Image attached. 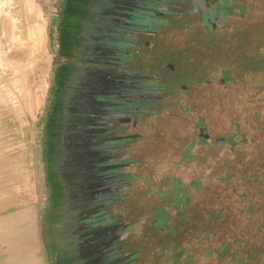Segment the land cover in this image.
<instances>
[{
	"label": "rangeland",
	"instance_id": "374dc122",
	"mask_svg": "<svg viewBox=\"0 0 264 264\" xmlns=\"http://www.w3.org/2000/svg\"><path fill=\"white\" fill-rule=\"evenodd\" d=\"M218 15L223 24L213 29ZM154 29L167 37L149 57ZM123 34L128 44L101 50L107 58L98 61L133 52V70L175 75L167 94L137 90L116 67L111 76L88 69L95 62L86 54ZM262 56L264 0H0V204L30 217L41 238L52 216H75L78 170L86 207L80 226L57 230L66 252H110L112 264H208L217 254L221 264H264V176L254 178L264 175ZM120 105L133 111H111ZM147 112L153 121L141 139L119 126ZM111 153L137 158L125 192L120 171L130 164ZM167 155L201 160L184 171L158 161ZM173 174L190 181L187 192ZM103 203L112 221L98 212Z\"/></svg>",
	"mask_w": 264,
	"mask_h": 264
},
{
	"label": "crops",
	"instance_id": "0c3cea01",
	"mask_svg": "<svg viewBox=\"0 0 264 264\" xmlns=\"http://www.w3.org/2000/svg\"><path fill=\"white\" fill-rule=\"evenodd\" d=\"M144 31H146V29ZM135 33H137V32H135ZM132 37L134 39V42L138 41L137 40L138 39L137 34L134 36L132 35ZM128 41L129 40L127 39L125 34H123L122 37H118L114 41L109 40L108 44H106L103 47H99V48H101L100 51L87 53L86 55L90 56L91 59L94 57L93 61L95 62L88 69L95 67L94 72H96V73L98 72L99 74H104L103 72L98 70L100 65L113 64V65H115V67L119 68L120 66H122V64H124L123 66L125 67V65H126L125 63L126 62L130 63V61H131V64L133 65V62L135 61L132 58V56H134L133 52L130 54L129 58H122L121 61L120 60L113 61V62H119V63H110V62H108L109 59H107L108 61H98L101 58H107L106 56H103L99 53V52H102L101 50H106L107 48H111V49H115L118 47L121 48L120 46H125V44H128L127 43ZM133 46H134V43H133ZM68 47L71 49V47L69 45H68ZM133 51H134V49H133ZM69 53H70V54H68V55H70L69 57L74 56V57H76L77 60L80 59V57H81L80 55L79 56L75 55L74 52H69ZM123 55H124V51H123ZM123 55H122V57H123ZM140 57L141 56H138L139 59H140ZM147 57L148 56H143V58H144L143 62L145 64H147V61H148ZM74 65H75V67H73L74 69L72 68L73 73L75 71H77L79 69V67H82L84 70L85 66L84 67L78 66V64H74ZM129 66H130V64H129ZM124 67H120L118 69L119 77L118 76L117 77L119 80H123L124 83H126L125 80L127 79L126 78L127 75H129L131 81L136 80V79H140V77H138L137 75H134L135 76V79H134V76L131 72L141 74L143 72L142 69L141 70L139 69V71H137V70H131V67H129V69H128L129 71H126V68H124ZM132 69H134V68L132 67ZM128 72L130 74H128ZM65 77H64V79H65ZM64 79H63V82H64ZM131 81L129 82V84L133 83V81L132 82ZM63 82L61 83V89L60 90H64V83ZM67 89H69V88H67ZM137 90H140V88H138ZM138 106H139V104H138ZM119 110H122L124 114L127 111L128 112L133 111L132 106H130L129 108H126V106L122 107L121 105L117 106L116 108L112 109L111 111L116 112ZM103 119H105V117H103ZM121 121H123V123L121 125L123 126V128H125V125L128 121L126 120V118H124ZM144 123H147V120ZM140 131H142V128L140 129ZM123 134H126V133H123ZM110 160L114 162V159L112 157L110 158ZM122 160L124 161L122 163L123 165H125L126 162H129L128 157H126V158L123 157ZM125 168L126 167L124 166V169L122 171H120V173H122V175L124 177V183H122L123 186H121L122 187L121 189L124 190V192H125V190H127L126 188L130 184V180H127L126 176L128 175V172H130V170H131V164L128 166L127 171H125L126 170ZM72 178L74 180L73 184L75 185V188H76L75 194L78 196L76 198V200L74 201L75 202L74 208L76 210L75 216H72L70 218H68L66 216H65V218L61 217L62 221L60 223H57L55 221L54 217H56V216H52L46 225L45 233H47V234L43 233L42 229H41V234H42L41 238L38 236H37L38 238L36 237L35 226H33L30 217L27 216L28 219H26L24 213L20 214L18 207L16 208L18 210L10 209V210L5 211V208H6L5 204L4 203L0 204V264H112V262L110 261V252H95V253L94 252H83V254L81 256H78V254L76 252H66L65 251L63 243L66 240L64 241V239L62 240L60 238L59 234L57 233V230L59 228H62L64 226H68L70 224L71 225L73 224L74 227L80 226L82 221H83V218H82V216L80 218H78V215L80 214L79 210L84 212V209L86 207L84 204V199H83V194L85 192V188H84V184H83L84 183L83 177L79 173V171L76 170L75 173L73 174ZM126 181L127 182L129 181V182L126 183ZM81 203L83 204V207H80ZM104 203H105V201H104ZM104 203L100 205L98 212H100L102 209V212L105 211L103 213L104 214L103 218L112 221L113 218L111 217V214L107 215L108 210H105V208L103 210V208H101L102 205H104ZM107 203H109V202H107ZM7 205L9 206V204H7ZM111 224L114 225L115 222L111 223ZM23 225H26L28 227V231H26V233L27 232L28 233L26 235L23 234V230H22V232H20V230L24 228ZM30 230L32 231V233H30ZM23 237H25V238L22 239ZM23 240L28 241L27 250H22L20 248L21 241H23ZM36 242H37V244H36ZM52 242H55V243L53 244ZM46 243L49 244V247Z\"/></svg>",
	"mask_w": 264,
	"mask_h": 264
},
{
	"label": "flooded vegetation",
	"instance_id": "af4514ba",
	"mask_svg": "<svg viewBox=\"0 0 264 264\" xmlns=\"http://www.w3.org/2000/svg\"><path fill=\"white\" fill-rule=\"evenodd\" d=\"M232 3V2H231ZM231 3H228V5L226 6V7H229L230 5H231ZM230 4V5H229ZM222 5H223V3H222ZM228 9V8H227ZM202 17L203 18H205V14H203L202 15ZM219 20L218 22H216V21H213V23H212V26H211V28H213V29H217L218 27H220V25L222 26V24H223V19H224V15H218V18H214V20ZM167 23H169L168 21H169V19L168 18H165L164 19ZM220 20H222V21H220ZM163 21V20H162ZM216 22V23H215ZM189 23L190 22H188V25H189ZM161 25H166V24H161ZM169 25H171V27H173L172 25H174L173 23H170V24H167V26H166V28H168L169 27ZM193 26H195V25H193ZM192 26V27H193ZM162 28V27H161ZM165 28V29H166ZM152 30V29H151ZM145 32H147V31H145ZM150 33H153V34H150ZM151 35V37L152 38H148L147 39V36L148 35ZM167 37V32H163V30L161 29V30H158L157 31V29H154V32L153 31H151V32H148V34L146 35V40H145V44L147 45V47H151V51H153L152 49H154V51H153V53L152 54H150L149 55V57H153V56H155L156 57V55L154 54V52L156 53V50H155V48L157 47L158 48V45L161 43V41L163 42V40H164V38H166ZM176 43H178V41L177 40H174ZM180 41V40H179ZM146 49H148V48H146ZM145 54H147V52H145ZM145 56H147V55H145ZM129 62H126L125 64V67L123 66L124 64H122V66H120V67H124V68H126V71H129L128 69H129V67H131V70H133L132 69V64H131V61H130V66H129V64H128ZM149 60L147 61V64L146 65H149ZM160 64V63H159ZM164 65V64H163ZM172 65H174V63L172 64ZM97 66V65H96ZM98 67V66H97ZM114 67H115V65H113V64H108V65H100V67L98 68V70H100L101 72H103L104 74H108V75H113V70H114ZM119 67V68H120ZM95 68V67H94ZM94 68H91L92 70H94ZM119 68H115V69H119ZM163 68L165 69V65L163 66ZM162 68V70H164ZM123 69V68H122ZM145 69H147V68H145ZM125 71V72H126ZM146 70H143V72L141 73V74H139V73H133V72H131L132 74H133V76L134 75H137L138 77H140V79H136V80H134L133 81V83H134V85H135V81L137 82V84H138V88H140V90H145V93H148L150 96H158V97H161V96H163V95H165V93L167 94V92H166V88H168L169 86H168V80L169 81H174L175 79H177V78H175V75L174 76H170V78H168V76L166 75V76H164V74H161V75H159L158 73V76L156 75V73L155 74H152V72H145ZM226 73H228V74H230L229 73V71H227V69H225L224 70ZM161 72H163V71H161ZM134 79H135V76H134ZM185 85H188V84H185ZM142 86V87H141ZM187 87V86H186ZM165 90V91H164ZM147 94V95H148ZM148 95V96H149ZM149 96V97H150ZM154 107H156L155 105H154ZM149 111H153V110H149ZM141 112H144V110H141ZM148 113V112H147ZM147 113H144V115H141V114H139L138 116L136 115V116H131V117H128V116H126L127 117V123L126 124H128L129 125V129H131V130H128V135L130 136V135H138V139H141L142 137H144V134H146V133H144L143 132V128H142V124L144 123V121H146V120H149L150 119V117H149V113L147 114ZM150 114H152V113H150ZM134 117H136V119L134 118ZM120 127H123L122 125H119ZM127 126L125 125V128H126ZM142 128V131H140V129ZM132 129H133V131H132ZM121 133V132H120ZM105 136H104V138H106V140H108V137H107V134H104ZM130 146H131V144H129ZM111 157L113 158L114 157V155L113 154H111ZM125 157V156H124ZM128 157V156H127ZM126 158V157H125ZM129 164H131V170H130V172L132 173V168H133V166H135L136 168H137V164H135V161H136V156L135 155H129ZM114 159V161H117V164L119 165V164H121V163H123L124 161L122 160V158L120 157V155H118V156H116L115 155V157L113 158ZM119 160H120V162L121 163H119ZM126 170H128V168H125ZM113 170L114 171H116L115 170V167L113 168ZM142 178H144L145 179V181L146 182H148V180L143 176ZM138 179V178H137ZM141 180V179H140ZM132 182L130 181V184H131ZM134 183V182H133ZM129 184V185H130ZM128 185V186H129ZM127 189V188H126ZM130 192V191H129ZM131 193V192H130ZM130 193H127V194H129V195H131ZM104 199H106V202H112V200H113V197H112V195H110L108 198H107V196L105 195V197H104ZM115 201V200H114ZM107 215H109V213L107 214ZM123 245V244H122ZM131 253H134V252H131Z\"/></svg>",
	"mask_w": 264,
	"mask_h": 264
},
{
	"label": "trees",
	"instance_id": "16d2710c",
	"mask_svg": "<svg viewBox=\"0 0 264 264\" xmlns=\"http://www.w3.org/2000/svg\"><path fill=\"white\" fill-rule=\"evenodd\" d=\"M263 58H264V56H262ZM259 115L256 113L255 115H254V118L255 119H257V117H258ZM150 121H153V120H151V118L149 119ZM151 129H154L156 132H157V130H159L158 128H157V126L156 125H152L151 127H150ZM156 132L154 133V136L156 135ZM144 135H146V134H144ZM150 136V134L149 133H147V136ZM153 136V137H154ZM152 137V138H153ZM224 137V136H223ZM227 137V136H226ZM226 137H225V139H226ZM221 138L222 137H219V138H217V139H215L216 141L217 140H221ZM229 138V137H228ZM232 138V136L229 138V139H231ZM207 139H209V138H206L205 139V137L202 139V141L203 142H205V141H207ZM213 139V138H212ZM213 139V140H214ZM227 140V139H226ZM164 149H162V151H163ZM165 152L167 153V149H166V147H165ZM170 150L172 151V149L170 148ZM158 152V150H154V153L153 154H155V153H157ZM196 155H186V156H183L182 155V157L181 156H179L178 158H175V157H173V156H165V159H160V160H158V161H163V160H167V161H171V163L173 164V167L175 166L176 167V169H179V170H184V171H186L187 169H188V167H189V165L190 164H192V163H198L199 164V161L197 162V159L198 160H201V159H199L197 156L195 157ZM137 167H139V165H137ZM163 171V170H162ZM175 171H178V170H175ZM158 172V171H157ZM261 174H264V171H262V173ZM257 175H259V174H257ZM160 176H161V174L160 173H158V175L157 176H155V178H157V177H159L160 178ZM260 176H264V175H259V176H254V178H255V180H260ZM173 177L174 178H176V180H177V184L178 185H176L177 187H175L176 189H179L178 191H180V190H183L184 192H187V190L185 189V187L184 186H188V185H190V181H186L185 179H184V176H182L181 174H173ZM135 181H138V180H135ZM262 182H264V177L262 178ZM135 183V182H134ZM145 183L146 184H148V182H146L145 181ZM164 190V189H163ZM165 192H166V190H164ZM173 193V192H172ZM171 194V193H170ZM179 199H181V197H179ZM209 233H211L212 232V230H210L209 229V231H208ZM227 246H228V244L226 243V242H223V243H221V245H220V247H219V249H222V250H224L225 248H227ZM222 250L220 251V252H222ZM218 251V250H217ZM217 253V252H216ZM210 254H212V249H210L209 250V252H208V255H210ZM253 254H255L254 252H253ZM253 254H250V255H253ZM231 257H232V255H231ZM181 260V259H180ZM179 260V261H180ZM199 261V260H198ZM241 264H254V263H252L250 260H243V261H241L240 262ZM179 264H184V263H182V261L181 262H179ZM199 264V263H198ZM208 264H221V261H220V257H219V255L217 254V256H216V258H213V259H211L209 262H208Z\"/></svg>",
	"mask_w": 264,
	"mask_h": 264
}]
</instances>
